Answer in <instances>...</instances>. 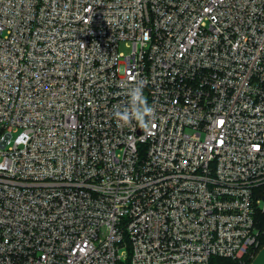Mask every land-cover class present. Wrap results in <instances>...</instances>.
<instances>
[{"label": "built area", "instance_id": "2783aa9c", "mask_svg": "<svg viewBox=\"0 0 264 264\" xmlns=\"http://www.w3.org/2000/svg\"><path fill=\"white\" fill-rule=\"evenodd\" d=\"M262 217L264 0H0V264H245Z\"/></svg>", "mask_w": 264, "mask_h": 264}, {"label": "clouds", "instance_id": "9594fccd", "mask_svg": "<svg viewBox=\"0 0 264 264\" xmlns=\"http://www.w3.org/2000/svg\"><path fill=\"white\" fill-rule=\"evenodd\" d=\"M142 89L143 86L139 84L130 89V107L124 111L117 110L115 117L123 122H130L131 119L135 118L139 121L141 128L147 129L151 123L153 108L148 105ZM145 117L148 119L146 120Z\"/></svg>", "mask_w": 264, "mask_h": 264}, {"label": "trees", "instance_id": "16d2710c", "mask_svg": "<svg viewBox=\"0 0 264 264\" xmlns=\"http://www.w3.org/2000/svg\"><path fill=\"white\" fill-rule=\"evenodd\" d=\"M262 222L264 224V217H262ZM263 244H264V239H263ZM251 261H252V259H247L245 264H250ZM212 263L213 264H235L236 262H234L233 260H231L229 258L214 257L212 260Z\"/></svg>", "mask_w": 264, "mask_h": 264}, {"label": "water", "instance_id": "95a60500", "mask_svg": "<svg viewBox=\"0 0 264 264\" xmlns=\"http://www.w3.org/2000/svg\"><path fill=\"white\" fill-rule=\"evenodd\" d=\"M250 264H264V244L256 253Z\"/></svg>", "mask_w": 264, "mask_h": 264}, {"label": "rangeland", "instance_id": "374dc122", "mask_svg": "<svg viewBox=\"0 0 264 264\" xmlns=\"http://www.w3.org/2000/svg\"><path fill=\"white\" fill-rule=\"evenodd\" d=\"M121 50H122V51H124V50L127 51L128 49L125 47V45H122V46H121ZM235 264H236V263H235Z\"/></svg>", "mask_w": 264, "mask_h": 264}]
</instances>
